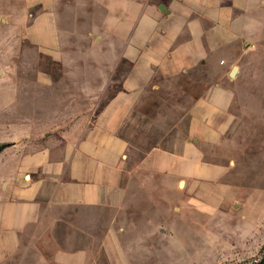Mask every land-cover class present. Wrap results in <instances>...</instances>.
Wrapping results in <instances>:
<instances>
[{"label": "crops", "instance_id": "0c3cea01", "mask_svg": "<svg viewBox=\"0 0 264 264\" xmlns=\"http://www.w3.org/2000/svg\"><path fill=\"white\" fill-rule=\"evenodd\" d=\"M21 4L20 46L26 57H33L28 63L36 69L31 80L21 83L35 96L38 92L46 101L45 87L53 78L45 67L60 65L58 52L65 36L74 33L69 27L79 28L83 19L88 22L85 33L102 35L103 50L119 52L112 65L105 62L113 67V77L121 67L127 71L117 82L109 77L88 89L99 93L97 99L108 97L91 118L60 125L55 116L61 107L45 102L37 119L23 120L20 129L6 134L11 141L0 152V263L15 256L31 230L47 233L53 264H111L113 244L127 233L120 215L141 191L166 202L185 193L202 206L206 198L221 202L219 187L224 193L233 189L223 182L229 168L207 162L206 155L233 124L234 92L221 73L233 63L231 46L243 37L247 0ZM203 68L211 69L213 81L178 121L147 149L141 145L151 135L133 142L134 131L155 126L150 107L144 105L146 95L158 83H182L188 73ZM47 114L54 115L52 124H47Z\"/></svg>", "mask_w": 264, "mask_h": 264}, {"label": "rangeland", "instance_id": "374dc122", "mask_svg": "<svg viewBox=\"0 0 264 264\" xmlns=\"http://www.w3.org/2000/svg\"><path fill=\"white\" fill-rule=\"evenodd\" d=\"M21 2L0 0V147L9 145L8 131L20 129L23 120L37 119L45 102L50 106L55 102L61 107L60 114L55 116V121L61 119L60 125L91 118L108 97L97 99L99 93L88 89L102 86L109 77L117 82L122 71H127V67H121V73L113 77V67L105 62L113 63L119 52L103 50L102 35L85 33L88 22L83 19L77 24L79 28L69 27L74 33L65 36L58 52L60 65L45 67L53 78L45 87L46 101L38 92L35 96L34 91L28 90L29 85L21 83L31 80L36 73L29 64L33 57H26L20 46ZM244 13L243 37L231 46L233 63L224 65L221 73L225 85L234 92L233 124L222 143L206 155L207 162L229 168L223 182L231 184L233 189L229 187L228 193H224V187H219L221 202L209 203L206 198V206L187 193L171 196V201L166 202L160 195L152 194L149 198L141 191L120 215L126 221L122 229L127 233L121 242L113 244L111 264L261 263L264 256V0H247ZM234 68L235 76L230 78ZM213 78L211 69L203 68L188 73L182 83H158V88L148 93L144 101L150 107L155 126L148 132L134 131L132 141L139 143L140 137L151 135L152 139L141 145L142 149L150 147L178 121ZM46 117L47 124H52L54 115ZM53 251L46 232L38 235L29 230L21 238L15 256L0 264H53Z\"/></svg>", "mask_w": 264, "mask_h": 264}, {"label": "water", "instance_id": "95a60500", "mask_svg": "<svg viewBox=\"0 0 264 264\" xmlns=\"http://www.w3.org/2000/svg\"><path fill=\"white\" fill-rule=\"evenodd\" d=\"M236 68H234L232 71H231V73H230V77L232 78L233 76H235V73H236Z\"/></svg>", "mask_w": 264, "mask_h": 264}, {"label": "trees", "instance_id": "16d2710c", "mask_svg": "<svg viewBox=\"0 0 264 264\" xmlns=\"http://www.w3.org/2000/svg\"><path fill=\"white\" fill-rule=\"evenodd\" d=\"M5 147H6V146H2V147H0V151H1L2 149H4ZM260 264H264V256H263L262 261H261Z\"/></svg>", "mask_w": 264, "mask_h": 264}]
</instances>
